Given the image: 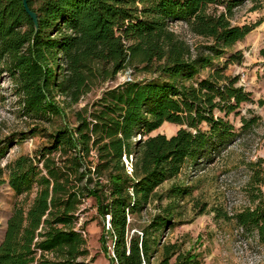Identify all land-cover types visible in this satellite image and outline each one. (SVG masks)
<instances>
[{"label":"trees","instance_id":"trees-1","mask_svg":"<svg viewBox=\"0 0 264 264\" xmlns=\"http://www.w3.org/2000/svg\"><path fill=\"white\" fill-rule=\"evenodd\" d=\"M245 1L28 0L38 17L35 28L23 0H0V73L15 78L26 114L40 120L65 116L57 93L72 106L125 68L145 74L106 86L75 110L74 126L65 121L52 130L31 128L30 133L44 131L47 142L0 163V185L7 182L25 195L7 218L0 264H90L79 213L86 198L101 194L110 262H151L154 234L172 224V207L161 206L140 233H128L127 214L141 213L152 197H162L156 187L184 166L212 163L227 146L243 142L264 118L250 108L241 114V105L254 100L237 74L225 72L231 60H239L236 53L218 63L256 26L231 20ZM251 1L253 9L264 2ZM176 22L198 42L174 30L170 25ZM258 54L264 66V46ZM255 102L264 110V97ZM231 115L239 116V126ZM164 122L179 128L169 136L149 135ZM262 133L264 138V128ZM26 135L0 138V160ZM124 156L132 158L130 172ZM259 163H251L248 203L228 217L264 245ZM186 192L173 183L165 196ZM164 250L161 261L168 264L170 246Z\"/></svg>","mask_w":264,"mask_h":264},{"label":"rangeland","instance_id":"rangeland-1","mask_svg":"<svg viewBox=\"0 0 264 264\" xmlns=\"http://www.w3.org/2000/svg\"><path fill=\"white\" fill-rule=\"evenodd\" d=\"M252 1L247 0L236 8L232 22L237 24L252 23L256 26L244 37L229 47L218 63L226 60L231 53H236L239 60L233 59L228 63L225 72L237 74L238 83L251 91L253 102L241 105V114L247 115V108L264 116V110L255 102L264 97V66L263 57L258 54L264 46V2L259 9H253ZM179 31L190 43L198 42L197 37L190 35L181 23L170 25ZM184 28V29H183ZM202 75L206 74L202 70ZM141 72L132 73L125 68L116 74L113 80L94 85L91 91L84 96L76 105H67L63 94H56V101L65 107V116H53L51 120H40L26 114L22 109V95L18 92L16 80L9 71L0 73V138L12 137L14 133L24 131L26 137L18 142L0 160L1 165L15 159L19 154L31 153L37 146L45 144L47 137L44 131L30 133V129L39 126L41 129L52 130L61 122L75 125L74 112L77 108L100 96L102 90L121 80L130 77H142ZM235 126L240 125L239 116H229ZM179 125L164 122L149 133H163L165 136L175 133ZM264 118L243 142L236 141L212 162L199 168L184 166L180 173L159 184L155 191L162 197H152L147 207L137 214H127V231L129 234L140 233L143 224L160 210L161 206L170 204L172 224L168 228H162L154 234V252L150 257L149 264H165L162 260L165 246H170L168 264H242L234 258L232 246L234 245V231L236 222L229 218L234 209L248 203L246 187L249 176L252 173L251 163L261 160L264 168ZM128 172V171H127ZM264 176V172H263ZM180 184L187 188V192L181 196H165L166 190L171 184ZM264 195V185L262 186ZM34 195L30 194L29 202ZM100 195V194H99ZM25 195L18 196L7 182L0 185V243L4 237L7 218L12 213L16 201L22 200ZM102 194L97 198L90 196L85 199L82 210L79 213L80 221L85 225L86 246L89 249L87 261L90 264H115L110 262L112 255L110 238L105 234L107 223ZM103 236V239L101 238ZM252 251H259L256 244L251 242ZM144 264H147L144 262ZM264 264V261L259 263Z\"/></svg>","mask_w":264,"mask_h":264},{"label":"built area","instance_id":"built-area-1","mask_svg":"<svg viewBox=\"0 0 264 264\" xmlns=\"http://www.w3.org/2000/svg\"><path fill=\"white\" fill-rule=\"evenodd\" d=\"M131 156L129 158H126L124 156L125 161V167L127 168V171L130 172L132 170L131 166ZM106 216V223L108 222V215ZM234 245L232 246V253L234 255V258L237 259L242 264H259L264 261V245L257 242V236L254 233V236H249L245 233L244 228L240 225H237L235 227L234 231ZM251 242L256 244V247L259 248V251H252L250 248ZM113 255V252H112ZM144 264V262L142 263Z\"/></svg>","mask_w":264,"mask_h":264},{"label":"water","instance_id":"water-1","mask_svg":"<svg viewBox=\"0 0 264 264\" xmlns=\"http://www.w3.org/2000/svg\"><path fill=\"white\" fill-rule=\"evenodd\" d=\"M23 5H24V8H25V10L27 11V13H28L29 15H31V17H32V19H33V21H34V26H35V28H36L37 25H38V17H37V15H36L35 12L32 11L31 8L29 7V5H28V0H23Z\"/></svg>","mask_w":264,"mask_h":264}]
</instances>
